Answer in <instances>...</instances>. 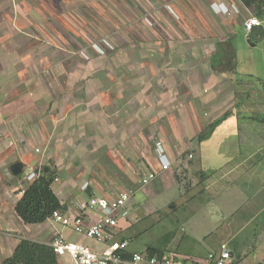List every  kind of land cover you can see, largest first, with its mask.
<instances>
[{
	"label": "rangeland",
	"instance_id": "rangeland-1",
	"mask_svg": "<svg viewBox=\"0 0 264 264\" xmlns=\"http://www.w3.org/2000/svg\"><path fill=\"white\" fill-rule=\"evenodd\" d=\"M220 23L225 27L230 20ZM122 26L125 30H139L137 25ZM112 29H109L110 39L115 32H120ZM240 33L236 49L239 79L244 80L241 82L232 73L214 75L216 71L225 69L213 70L209 55H151L154 52L150 51L151 43L148 40H127L123 46L115 39L111 41L113 51H105L108 55L69 57L63 60L64 65L45 72L34 65L26 67L27 71H7L17 66L9 65V57L3 55L6 51H0V60L4 62L0 63V184L9 178L6 168L22 161L25 163L23 175L28 178L33 173L39 176L44 167L50 168L56 174L53 187L60 196L66 195L63 191L66 188L80 190V187H89L90 184L108 190L111 194H107L108 197L115 196L119 186L126 182L128 191H132V204L119 214L118 227L121 228H117L120 235L117 239L129 242L128 251L147 253L149 248H154L179 259L180 264L194 258L208 261L209 253H215L220 248L228 231L235 228L240 216L245 214L242 205L247 197L236 194L228 198L223 215L218 208L221 207V200L226 199L225 195L220 198L213 194L204 196L198 187L187 191L199 181H194L198 179L195 176L198 160L195 158L190 167H183L185 171L179 173L183 187L178 184L165 188V184L160 185L157 181L142 188L138 180L149 169L148 160L152 157L154 142L162 140L156 134L161 132V135L168 136L172 131L179 130L183 135L185 131L187 135L182 140L176 135L175 147L185 144L189 148L198 146V139L192 140L197 129L190 126L191 112L192 115L196 112L203 122L199 121L198 129L231 112L215 134L198 146V155L201 151L204 163L210 166L247 160L248 166H255L256 162L264 161V90L261 83L264 81V43L253 46L248 43L246 34ZM94 35L96 38L91 43L101 44L102 36ZM72 38L78 37H69L72 46L78 42L86 48L90 44L80 38L72 42ZM2 43L8 46L7 42ZM135 47L142 49L137 56L115 55L121 52L118 51L120 48L128 50ZM69 48L73 49L71 46ZM89 49L93 51L91 45ZM186 59L195 66L182 69L183 62L185 65L189 62L186 63ZM105 81L109 82V86L102 90ZM122 82L126 88L118 87L117 84ZM111 92L114 94L109 102L115 104L106 109L110 113L109 123L101 117V104L102 99ZM118 94L126 99V103L120 98L118 102L114 101ZM194 101L196 104H187ZM167 102H171L169 106L164 105ZM179 102L183 103L187 112L190 110L189 113L181 111ZM140 106L143 109L148 107L144 115L146 120L141 123L143 130H137L133 120L136 118L134 112H139ZM198 106L199 111H196ZM125 113L126 120L122 121L119 117L125 116ZM165 114L170 118L167 119ZM90 119L94 124L89 122ZM151 120L154 123L157 120L158 126L150 124ZM170 122H173L171 129ZM88 129L108 130L114 135L105 137L110 142L99 147L101 142L97 143L96 137H90L89 132L86 133ZM99 148H106L105 154ZM115 148L119 149L120 154L122 151L127 153L128 157L122 154L126 163L124 166L123 160L114 155ZM34 164L36 169L33 172ZM130 180L134 184H130ZM149 188H155V192L160 191V194L146 193ZM238 204L241 210H237ZM237 213L239 215L235 217ZM259 221L254 222L255 226ZM244 235L246 233L240 237ZM252 250L236 251L243 259L249 257L248 264H264V261L248 254ZM60 263L70 264V260L63 257Z\"/></svg>",
	"mask_w": 264,
	"mask_h": 264
},
{
	"label": "crops",
	"instance_id": "crops-1",
	"mask_svg": "<svg viewBox=\"0 0 264 264\" xmlns=\"http://www.w3.org/2000/svg\"><path fill=\"white\" fill-rule=\"evenodd\" d=\"M257 12L258 8L256 5L247 7L240 0H0V51L1 53L6 51L3 55L6 56V58L9 57V62L6 60L9 65L17 66L16 69L10 67L7 71H27L26 67H32V65H34L37 68L41 67L42 71L45 72L46 70L52 71V68L64 65L62 64L63 60L69 57L88 58V56L108 55L105 51H109L110 53L113 51L111 41L115 39L121 42L123 46L126 45L127 40H148L151 43L149 49L154 52V54L151 55L158 57H197L209 55L210 67L213 70L225 69L221 72L216 71L214 75H224L226 72L234 75L235 72H239L236 42L238 41L237 36L241 34L240 31L246 34L249 44L257 46L264 43V19L258 17ZM228 13H230V15H228ZM249 15L257 16L262 21V26L254 28L251 33L244 27V21ZM224 20H230V23L222 27V23L220 22H224ZM122 24L137 25L139 30L138 32L133 29L129 30V28L125 30ZM106 26H108V28ZM112 26L115 28L112 29ZM109 29L113 31L118 29L120 32L119 34L117 32H115V34L113 33L114 37L111 38V40L109 37V34H111ZM254 31L256 34H254ZM94 34H97V37L102 36L100 39L101 44L91 43L96 38ZM71 35L78 37L72 38V42L80 38L90 42V44L84 48L77 42L76 45L78 48L76 49L75 44L72 46L73 43H71V39L69 41ZM1 41L7 42L8 46H6L5 43L1 45ZM90 45L94 52L90 51ZM212 45H214L213 48H211ZM69 46L73 49L69 48ZM118 51L121 52L118 54L115 53V55L129 57L137 56L142 52V49L130 48L125 50L120 48ZM11 57H14V59L16 57L15 61L14 59L11 60ZM214 58H219L216 64L213 62ZM188 61L186 59V63L188 62L187 65L183 62L182 69L186 68V66H195L194 63H190V60ZM229 61L231 64H233V62L237 64L235 71H231L232 69L228 64ZM0 63L4 62L0 60ZM109 67L111 66L109 65ZM109 67L107 68L110 69ZM41 69L39 68V71H41ZM234 76L238 82L244 81L239 79V75L235 74ZM103 83L104 85L102 84L101 89L105 90L109 82L105 81ZM123 84L124 82H122V84L118 83L117 85L119 88H126L127 86ZM112 94H114V92L108 93L107 98H103L101 104L103 109L101 117L103 120L109 121V123L110 113L106 109L108 107H113L115 104V102H109L112 100ZM119 98L123 100V103H126V99L121 97V95L117 96L115 98L117 100L114 101L118 102ZM141 99L142 98H140V100ZM189 101H191V99ZM170 103L171 102H167L164 105L167 104V106H169ZM191 103L196 104V101L187 104ZM179 104H181V102H179ZM181 105V111L189 113L190 110L187 112L183 103ZM146 111H148V107L145 106V109H143L140 106L139 112H134V117L136 118H133V120L136 122L135 125L137 130L143 128H141V123L143 124ZM196 111H199V106ZM191 113L189 114L190 126L195 130L197 129L192 137V140H195L212 122L198 129L200 126L198 124L199 121L201 123L203 122L198 119L200 116L197 115L196 112H194L195 114L193 115ZM128 116L131 115L129 114ZM166 116L167 119L170 118L168 114ZM126 117L127 114L125 113V116L120 115L119 119L124 121ZM161 119L164 118L161 117ZM152 120L155 121L154 119ZM152 120L150 124L154 123ZM89 122L94 124L91 119ZM156 122L154 124L157 127L158 125ZM172 123L173 122H170L171 125L169 124V128L172 126ZM219 127H217V129ZM88 132L90 137L97 138V143L101 142V144H98L99 147L110 142V140L104 139L105 137L110 138L114 135V133L108 132V130L100 131L88 129L86 133ZM160 133L156 135L162 138V140L157 142L162 143L164 146L171 161V166L168 170L162 172L156 180L142 188L149 187L157 181L160 185L165 184V188L178 184L182 186V184H180L182 178L179 173L185 171L182 169L183 167L184 169H187L188 166L190 167L193 164L192 160L194 158L197 159L198 163L195 167L197 172H195V176L198 179L195 178L194 181H199L196 186H192L191 189L188 188L187 191H191L195 187H198L200 189L199 192L204 196L213 194L220 198L225 195L226 199L223 201L221 200L219 203L221 207L218 209L221 213H223L224 204L227 203L226 200L228 198L234 197L236 194L240 197H247V201L242 205V210L245 211V214L240 216L241 218L236 223V227L229 230L225 239L221 241V245L223 243L228 244L232 252L233 259L231 264H248V254H252L256 257V260L264 261V161L256 162L255 166H248L247 160L235 163H218L209 166L207 163L203 162L201 151L199 152L200 155H198V150L200 148L198 146H201V144L209 139L201 143L198 142V146L193 148H189L187 144H185V146L175 147L174 144L177 142L176 135L180 136L179 139L182 140L183 136L187 135L185 131L183 135L180 134L179 130L176 132L172 131L171 134H167L168 136L161 135ZM122 135H124V133ZM157 142H154V144ZM151 149L152 148H150V150ZM99 151H103L105 154L106 148H99ZM151 151L153 152V150ZM113 153L116 157H119L120 160H123L122 164L124 166L126 163L122 158V154L128 157L127 153L122 151V154H120L119 149H116ZM21 163L25 168V163L23 161ZM29 164L32 165L31 162ZM11 165L6 168L9 178L4 184H0V264L13 256L22 240L48 244L56 234H63L68 237L70 241H79L95 249L98 248L91 240L83 236L74 235L63 229L60 225L53 224L49 221L41 225L28 226L23 224L15 213V206L23 195L21 191H25L36 179V176L33 173L29 178L23 174L21 177H16L10 171ZM34 167L35 164L33 165V172L36 169ZM26 182L27 185H25ZM91 182L95 184V182ZM125 183L126 182L121 185L117 183L120 185L118 188L119 191L129 189L128 186H125ZM129 183L134 184L131 180ZM138 183H140V179ZM234 184H238V186H233ZM154 187L158 188L156 185ZM150 189L151 188L146 190V193L148 192V194H154L155 196L160 194V191L159 193L155 192V188ZM53 191L60 199L61 203L67 205V210L69 212H72V209L75 208L77 204L85 201L89 197L107 196V194L108 196L111 195L108 190L100 189L96 187V185L92 186L91 184L89 187H80V190L66 188L63 190L66 193L64 196H60L58 192L55 191L54 187ZM85 193L88 194V196H85ZM130 201L127 204V208L132 204V201L131 203ZM237 210H241L239 204ZM238 215L239 213H237L235 217ZM232 218H234V216ZM258 219H261V221ZM256 221L259 222L255 226L254 222ZM120 228L119 226L118 230ZM244 233H246V235L240 237V235ZM117 237H120L119 232ZM118 240L125 239L120 238ZM246 248H252L253 250L245 256L247 257L246 259H243L242 255H239L236 250H245ZM219 249L215 252H218ZM162 256L171 258L179 263V259L171 255L168 256L163 254ZM184 264L214 263L210 262L209 258L208 261L194 258L189 259ZM252 264H261V262H253Z\"/></svg>",
	"mask_w": 264,
	"mask_h": 264
},
{
	"label": "built area",
	"instance_id": "built-area-1",
	"mask_svg": "<svg viewBox=\"0 0 264 264\" xmlns=\"http://www.w3.org/2000/svg\"><path fill=\"white\" fill-rule=\"evenodd\" d=\"M260 26L262 21L256 16H249L244 21V27L249 33ZM170 166L171 161L164 146L157 142L148 160L149 169L140 178L139 184L141 187L148 186ZM132 197L131 190L119 191L110 197L92 196L77 204L72 212H54L47 221L60 225L74 235L83 236L98 246L95 249L79 241H70L63 234H56L48 244L59 261L68 257L70 264H179L158 254L130 253L129 242L117 239L119 214ZM232 259V252L226 243L220 246L218 252L209 254V260L214 264H231Z\"/></svg>",
	"mask_w": 264,
	"mask_h": 264
},
{
	"label": "trees",
	"instance_id": "trees-1",
	"mask_svg": "<svg viewBox=\"0 0 264 264\" xmlns=\"http://www.w3.org/2000/svg\"><path fill=\"white\" fill-rule=\"evenodd\" d=\"M244 5L250 7L256 5L258 8L257 16L264 19V0H240ZM256 16V17H257ZM253 32V31H252ZM254 34L255 31H254ZM215 59V58H214ZM215 64L216 61H213ZM231 71H235L237 64L229 61ZM234 69V70H233ZM239 75V73L235 72ZM247 77H252L247 75ZM262 89L264 90V81ZM231 116V112H227L219 119L212 122L197 137L198 142H204L212 137L217 127L224 123ZM23 174V173H22ZM21 174V175H22ZM19 175L18 177H21ZM57 179L53 171H41L39 176L25 189L21 199L15 206V213L25 225H41L56 211L66 212L67 205L62 204L60 199L53 191V184ZM148 254H158L162 256L164 253L154 248H149ZM2 264H61L58 257L54 253L53 248L49 244L34 242L30 240H22L16 248L14 254Z\"/></svg>",
	"mask_w": 264,
	"mask_h": 264
},
{
	"label": "water",
	"instance_id": "water-1",
	"mask_svg": "<svg viewBox=\"0 0 264 264\" xmlns=\"http://www.w3.org/2000/svg\"><path fill=\"white\" fill-rule=\"evenodd\" d=\"M24 166L21 162H15L11 165L10 171L14 176H19L23 173ZM44 171L47 173L50 171L48 167L44 169Z\"/></svg>",
	"mask_w": 264,
	"mask_h": 264
}]
</instances>
